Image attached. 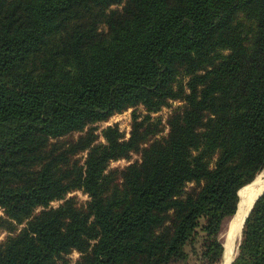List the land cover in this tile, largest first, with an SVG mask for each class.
Masks as SVG:
<instances>
[{
  "label": "trees",
  "instance_id": "obj_1",
  "mask_svg": "<svg viewBox=\"0 0 264 264\" xmlns=\"http://www.w3.org/2000/svg\"><path fill=\"white\" fill-rule=\"evenodd\" d=\"M170 99L163 138L148 114L62 138ZM263 168L264 0H0V227L25 223L0 264H216ZM230 264H264V190Z\"/></svg>",
  "mask_w": 264,
  "mask_h": 264
},
{
  "label": "rangeland",
  "instance_id": "obj_2",
  "mask_svg": "<svg viewBox=\"0 0 264 264\" xmlns=\"http://www.w3.org/2000/svg\"><path fill=\"white\" fill-rule=\"evenodd\" d=\"M117 6H118V8L121 7V5H113V7H117ZM238 21L242 22V23L246 22L245 16L243 13H241L239 15ZM102 28L104 29L105 26L102 25ZM181 104H182V101L179 99H170L159 110L151 111V112H148L147 110H145V108L141 104H139L135 107H128L127 109H125L121 112L114 113L107 120L91 123L88 126H86L83 131H76V132H74L70 135H66L65 137H62V138L65 141H68L71 139H76L78 137V135H80V134L86 132L87 130H89L90 128H92V129H94L95 133L97 134L96 143H99V142L102 143L105 141V139L102 135V130L108 125H115L116 124L118 126L119 130L121 131L123 138L126 139L130 135L133 115L135 114L137 116V119L140 120V119H143L144 116L148 114L150 116L149 121L152 123L151 127L157 126V129H159L156 133H153L150 136V139L151 140L152 139H160V138L165 137L168 133L167 117H168L169 113L172 111L173 108H175ZM144 123L147 124L149 122L146 120ZM85 155H86L85 151L79 152L75 155V158L79 159L82 163ZM139 159H140V154L137 152H132L130 154L129 158H120V159H116V160H111L109 163V168L121 169L125 165H127L128 163H130L134 160H139ZM259 175L261 176V178L262 177L264 178V168L260 171V173L257 174V176H259ZM187 185L191 186V185H193V183H189ZM247 185H246V187H247ZM69 196L75 197V200H76V203L78 206H84L89 199L88 195L86 193L82 192L81 190H74V191L67 193L66 197H69ZM61 202H62L61 199H56V200L51 201L50 205L57 206ZM38 210H39V207L35 209V211H38ZM3 214L4 213L2 211V208H0V215H3ZM231 219H232V216L230 218H228L227 220H225V223H224L222 231H221L220 236H221V239L223 241V245H225V242L227 241V238H228L229 228H230L229 223H230ZM24 225H25V223H21V224L14 223L13 224L14 228H13L12 232H9L4 227H0V243L2 241H4L9 234L14 235L17 232H19ZM240 238H241V232L239 235L235 234L232 238L234 256L237 253ZM79 256H80V253L78 251L72 250L70 253L65 254L63 256L64 263L65 264H74L76 262V260L79 258ZM60 263H62V262H60ZM216 264H220V261Z\"/></svg>",
  "mask_w": 264,
  "mask_h": 264
},
{
  "label": "bare ground",
  "instance_id": "obj_3",
  "mask_svg": "<svg viewBox=\"0 0 264 264\" xmlns=\"http://www.w3.org/2000/svg\"><path fill=\"white\" fill-rule=\"evenodd\" d=\"M262 178L260 175L256 176L250 183H248L247 187L245 186V188L241 191L237 210L229 223V234L224 245L223 259L221 264H229L234 256L232 238L235 234H240L243 219L250 205L252 204L254 198L264 188V178Z\"/></svg>",
  "mask_w": 264,
  "mask_h": 264
},
{
  "label": "water",
  "instance_id": "obj_4",
  "mask_svg": "<svg viewBox=\"0 0 264 264\" xmlns=\"http://www.w3.org/2000/svg\"><path fill=\"white\" fill-rule=\"evenodd\" d=\"M264 190V188L261 190V192L254 198V200H253V202L255 201V199L262 193V191ZM239 191V190H238ZM238 198H239V192H238ZM253 202H252V204L250 205V207H249V209H248V211H247V213H246V215H245V217H244V219H243V223H244V220H245V218H246V216L248 215V213H249V211H250V209H251V207H252V205H253ZM238 204H239V199H238V203H237V207H238ZM237 210V209H236ZM236 212V211H235ZM233 216H234V214H233ZM232 216V217H233ZM243 223H242V226H241V230H242V227H243ZM241 230H240V232H241ZM233 258H234V256H233ZM233 258H232V260H233ZM231 260V261H232ZM231 261L229 262V264L231 263Z\"/></svg>",
  "mask_w": 264,
  "mask_h": 264
},
{
  "label": "crops",
  "instance_id": "obj_5",
  "mask_svg": "<svg viewBox=\"0 0 264 264\" xmlns=\"http://www.w3.org/2000/svg\"><path fill=\"white\" fill-rule=\"evenodd\" d=\"M223 259V258H222ZM222 259H221V261H220V264H221V262H222Z\"/></svg>",
  "mask_w": 264,
  "mask_h": 264
}]
</instances>
